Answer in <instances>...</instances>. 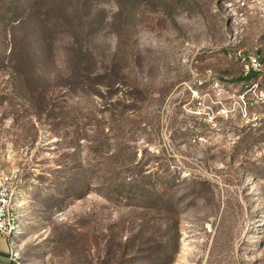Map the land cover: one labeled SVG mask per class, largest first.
<instances>
[{
    "label": "rangeland",
    "instance_id": "374dc122",
    "mask_svg": "<svg viewBox=\"0 0 264 264\" xmlns=\"http://www.w3.org/2000/svg\"><path fill=\"white\" fill-rule=\"evenodd\" d=\"M264 0H0V185L22 264H264Z\"/></svg>",
    "mask_w": 264,
    "mask_h": 264
},
{
    "label": "built area",
    "instance_id": "2783aa9c",
    "mask_svg": "<svg viewBox=\"0 0 264 264\" xmlns=\"http://www.w3.org/2000/svg\"><path fill=\"white\" fill-rule=\"evenodd\" d=\"M256 77L252 83L241 93L244 97L250 93L255 102L264 104V67L256 70ZM0 234L4 235L7 239L9 247V258L14 264H22L17 239L20 234L19 231V218L13 212L11 204L10 191L0 185Z\"/></svg>",
    "mask_w": 264,
    "mask_h": 264
},
{
    "label": "crops",
    "instance_id": "0c3cea01",
    "mask_svg": "<svg viewBox=\"0 0 264 264\" xmlns=\"http://www.w3.org/2000/svg\"><path fill=\"white\" fill-rule=\"evenodd\" d=\"M0 264H14L9 258L7 239L2 234H0Z\"/></svg>",
    "mask_w": 264,
    "mask_h": 264
},
{
    "label": "trees",
    "instance_id": "16d2710c",
    "mask_svg": "<svg viewBox=\"0 0 264 264\" xmlns=\"http://www.w3.org/2000/svg\"><path fill=\"white\" fill-rule=\"evenodd\" d=\"M256 71H254V70H250L249 71V74H248V77H251V76H253L254 78L256 77Z\"/></svg>",
    "mask_w": 264,
    "mask_h": 264
}]
</instances>
